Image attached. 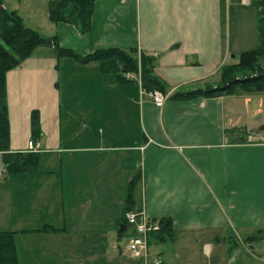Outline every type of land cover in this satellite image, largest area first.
Returning <instances> with one entry per match:
<instances>
[{
  "label": "crops",
  "instance_id": "1",
  "mask_svg": "<svg viewBox=\"0 0 264 264\" xmlns=\"http://www.w3.org/2000/svg\"><path fill=\"white\" fill-rule=\"evenodd\" d=\"M231 2L96 0L90 31L82 34L50 21V0H3L27 27L56 37L77 55L119 49L154 58V74L168 88V99L158 106L138 83L105 73L97 63L80 65L51 48L37 49L7 74L6 100L11 153L39 144L38 172L12 176L0 184V193L8 205L24 197L20 190L33 189L38 204L30 213L19 208L14 220L0 225L11 231L0 233L42 237L49 243H40L49 264H264V145L248 143L264 126V115L254 132L241 117V106L244 117L251 107L260 112L255 97L264 93L170 98L218 84L225 65L255 51L241 47L239 19L228 21ZM41 3L48 9L47 33L26 21H34ZM22 10L35 16L25 19ZM138 174L140 213L170 220L175 234L164 242L151 235L147 259L129 256L120 245L134 235L120 221L127 186ZM48 201L59 202L62 212ZM45 227L57 232H38ZM28 247L16 249L19 264H35L36 252Z\"/></svg>",
  "mask_w": 264,
  "mask_h": 264
},
{
  "label": "trees",
  "instance_id": "2",
  "mask_svg": "<svg viewBox=\"0 0 264 264\" xmlns=\"http://www.w3.org/2000/svg\"><path fill=\"white\" fill-rule=\"evenodd\" d=\"M96 0H53L49 4V19L52 23H65L75 26L82 34L90 31L91 17ZM258 12V34L261 47L256 51L242 53L236 63L225 65L221 70L220 81L216 85L198 86L188 91L171 95L174 101H188L197 98H218L232 96L237 91L264 93V0H254ZM51 48L58 58H71L80 65L97 63L105 73L118 75L127 83L126 75H141L142 88L150 93L159 91L168 94V88L154 74L156 60L138 50L119 49L99 50L86 56L64 49L56 37H44L38 31L25 25L17 11H7L0 0V161L5 170V180L15 175L38 172V154L11 153L10 120L7 108V74L18 68L39 48ZM139 54V55H138ZM36 125V122H35ZM37 129V128H35ZM37 133V131L35 130ZM264 132V126L259 130ZM142 176L138 174L129 182L122 210L121 225L127 226L126 216L141 211ZM157 235L164 241H171L175 234L170 220H159ZM39 233L57 232L45 227ZM126 231L121 232L124 235ZM16 234L0 233V264H19L15 244ZM256 236L253 239L259 238ZM263 237V236H262Z\"/></svg>",
  "mask_w": 264,
  "mask_h": 264
},
{
  "label": "rangeland",
  "instance_id": "3",
  "mask_svg": "<svg viewBox=\"0 0 264 264\" xmlns=\"http://www.w3.org/2000/svg\"><path fill=\"white\" fill-rule=\"evenodd\" d=\"M8 1L11 3V5H15L17 0H8ZM45 7L46 6L41 3L34 9V13L36 14V18H34L33 22L28 19L29 16H35V15H32L33 14L32 11H30V14L28 16H26L25 12L22 10L24 13L23 15H24L25 19L26 18L28 19V20H26L28 25H31L33 27H37V26L40 27L41 26L40 29L43 33H47L46 29L44 28L45 25L50 24L48 16H47V10L48 9H47V7L46 8ZM229 17H230V22L233 18V24H235L236 18L239 19L238 28H239V31L241 28L242 34H243V44L241 47L246 46V47H251V50H255V51L258 50L261 47V43H260L259 34H258V12H257V8L255 5V1L254 0H232V2L230 4V16H229V10H228V21H229ZM233 41H234V38H233ZM246 49H248V51L250 50L249 48H246ZM240 55H238L237 57H239ZM135 76L141 77L140 73L138 75H135ZM239 92H243V91H237L236 93H239ZM250 94H252V93H250ZM260 96L261 95H258V97H255V98H257V99H255V103L257 104V106L261 102L260 104L262 105V107L259 110L260 112H257L256 107H254V108L251 107V108H249L248 112H246L247 116L244 117L243 116L244 107L241 106V111H242L241 117L245 118V120L248 121V125H249L248 129H249V131L251 130V132L252 131L254 132V129L256 127H258V126H256L257 125L256 123L261 121V119L264 115V95L261 97ZM261 98H262V101L260 100ZM257 134H259V132H257ZM260 134L264 135V132H262ZM28 150H29V148H28ZM40 151L41 150L39 148V152L33 153V154H39ZM31 153L32 152H30V150L28 152H26V154H31ZM0 165H1V161H0ZM13 178H16V177H13ZM5 181H6L5 176H2L0 179V184H3ZM15 190H16V186H13L12 189L10 190V195L15 194ZM20 192L24 197H22V198L17 197L18 199L13 197L10 204H8V205H7L6 200H4L5 203L3 202V198L5 199V197H4L5 192L0 193L1 194L0 195V214L2 216L0 219L1 220L3 219V223H2V221L0 223V225H2L1 227H5L8 222L12 221V219L14 220V216L16 215L15 213H19V208H20V211H29V213H30V210L32 209V207L35 206V204L36 205L38 204V202L36 203V200H35L36 198L33 197L34 196L33 189H29L26 193H24L23 190H20ZM48 203L50 205L51 204L54 205L53 210H54V212L56 211L57 214L59 212V209L62 212L59 202L56 201L53 203L51 201H48ZM3 207H5V208H3ZM22 207H24L23 210H22ZM7 213H8V215H7ZM25 227H28L27 229H31V228H29V227H31V224H27V225H25ZM0 229H2L1 231H11V230H6L4 228H0ZM13 233L16 234V236H15L16 249L21 248V251H22L23 248H25V246H29L28 248L30 251V249L33 247L35 252H36V256H34L35 258H33V261H35V264H49V262H50L49 257L46 255L45 250L44 251L42 250L43 246H42V244H40V243L45 242V240L41 239L42 237H38L37 235H34L30 232L22 233V232H14L13 231ZM22 235H25V238L19 237ZM28 235H31V237ZM130 238H131L130 236L126 235L122 240V244H120V243L119 244L121 245L122 250H124L126 252V254H128L129 256L132 257V255L130 254V252L128 250ZM74 240H75V238L73 237L72 242H74ZM44 244H49V243L45 242ZM148 251H149V249H148ZM148 251H147L146 257L143 259H147L149 257ZM41 255H43V256H41ZM18 258H19V256H18ZM43 258H44V260H43ZM147 264H150V263L147 262Z\"/></svg>",
  "mask_w": 264,
  "mask_h": 264
},
{
  "label": "built area",
  "instance_id": "4",
  "mask_svg": "<svg viewBox=\"0 0 264 264\" xmlns=\"http://www.w3.org/2000/svg\"><path fill=\"white\" fill-rule=\"evenodd\" d=\"M126 79L129 81L134 80L138 83L142 89V94L147 95L154 104L160 106L167 101L168 96L159 91H153L150 93L146 92L142 88L140 76L138 77L128 74L126 75ZM248 143L264 145V135L251 133L248 137ZM28 148L32 153H38L40 145L34 142H29ZM4 174L5 170L0 166V179ZM126 220L128 225L134 228V235L130 238L128 250L133 258L143 259L147 255L149 236L160 231L161 226L159 221L149 219L143 212L129 213L126 216ZM151 264H161V262L154 261Z\"/></svg>",
  "mask_w": 264,
  "mask_h": 264
},
{
  "label": "water",
  "instance_id": "5",
  "mask_svg": "<svg viewBox=\"0 0 264 264\" xmlns=\"http://www.w3.org/2000/svg\"><path fill=\"white\" fill-rule=\"evenodd\" d=\"M124 230H125V227H122V228H121V231H124Z\"/></svg>",
  "mask_w": 264,
  "mask_h": 264
}]
</instances>
